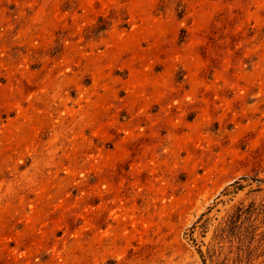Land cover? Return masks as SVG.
Instances as JSON below:
<instances>
[{"label": "rangeland", "instance_id": "374dc122", "mask_svg": "<svg viewBox=\"0 0 264 264\" xmlns=\"http://www.w3.org/2000/svg\"><path fill=\"white\" fill-rule=\"evenodd\" d=\"M0 264H264V0H0Z\"/></svg>", "mask_w": 264, "mask_h": 264}, {"label": "trees", "instance_id": "16d2710c", "mask_svg": "<svg viewBox=\"0 0 264 264\" xmlns=\"http://www.w3.org/2000/svg\"><path fill=\"white\" fill-rule=\"evenodd\" d=\"M124 28H128V24H123ZM110 30V23H108L104 17H100L96 26L92 29V36L99 37L100 35H105ZM237 182L231 183L229 186L236 185Z\"/></svg>", "mask_w": 264, "mask_h": 264}]
</instances>
